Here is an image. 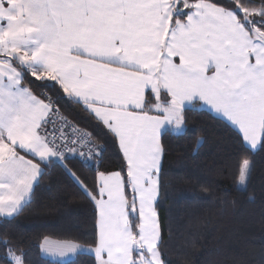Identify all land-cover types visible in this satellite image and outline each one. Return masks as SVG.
<instances>
[{"label": "snow or ice", "instance_id": "1", "mask_svg": "<svg viewBox=\"0 0 264 264\" xmlns=\"http://www.w3.org/2000/svg\"><path fill=\"white\" fill-rule=\"evenodd\" d=\"M61 98L111 134L119 170H100L105 147L68 122ZM204 108L234 132L246 186L248 153L264 149V0H0V217L22 212L42 165L59 163L95 205L94 235L45 237L43 253L58 264H167L156 208L163 138ZM70 159L95 170L94 189ZM2 243L6 264H26Z\"/></svg>", "mask_w": 264, "mask_h": 264}, {"label": "trees", "instance_id": "2", "mask_svg": "<svg viewBox=\"0 0 264 264\" xmlns=\"http://www.w3.org/2000/svg\"><path fill=\"white\" fill-rule=\"evenodd\" d=\"M33 88L57 99L42 82H34ZM56 106L105 145L100 170H119L123 157L111 134L82 106L63 98ZM185 115L184 132L163 138L156 208L164 260L167 264H264V149L248 153L251 175L246 186H238L235 163L240 149L234 132L204 109L187 110ZM67 166L94 189L95 170L82 167L77 159L67 161ZM42 168L31 202L14 218L0 217V264H6L5 239L26 254V264H58L40 253L45 237L83 242L94 235V203L59 163ZM90 259L81 256L75 264H88Z\"/></svg>", "mask_w": 264, "mask_h": 264}, {"label": "crops", "instance_id": "3", "mask_svg": "<svg viewBox=\"0 0 264 264\" xmlns=\"http://www.w3.org/2000/svg\"><path fill=\"white\" fill-rule=\"evenodd\" d=\"M204 110H206L207 112H209V113H211V114H213L214 116H216L215 115V113H212V112H210V111H208L206 108H204ZM217 117V116H216ZM219 118V117H218ZM161 163H162V160H161ZM3 218H8V217H3ZM50 239V238H49ZM50 240H52V241H60V240H55V239H50ZM40 253H41V255L44 257V258H46V259H49V260H51V261H56V262H58V260H59V258H52L51 256H49V255H47L46 253H43L42 251H41V249H40Z\"/></svg>", "mask_w": 264, "mask_h": 264}, {"label": "built area", "instance_id": "4", "mask_svg": "<svg viewBox=\"0 0 264 264\" xmlns=\"http://www.w3.org/2000/svg\"><path fill=\"white\" fill-rule=\"evenodd\" d=\"M43 92H46V91H43ZM46 93H47V92H46ZM67 120H68V122L71 123L72 125H75V126H77L78 128H80V129H82V130H84V131H87V130H85V129L79 127L78 125H76V124H75L74 122H72L70 119L67 118ZM57 126L59 127V125H57ZM49 127L51 128V125H49ZM67 131H68L69 133H71V129H67ZM87 132H89V131H87ZM93 143H94V144L103 145V146L105 147L104 144L97 142L94 138H93ZM105 149H106V148H105Z\"/></svg>", "mask_w": 264, "mask_h": 264}, {"label": "rangeland", "instance_id": "5", "mask_svg": "<svg viewBox=\"0 0 264 264\" xmlns=\"http://www.w3.org/2000/svg\"><path fill=\"white\" fill-rule=\"evenodd\" d=\"M184 130H185V128H184Z\"/></svg>", "mask_w": 264, "mask_h": 264}]
</instances>
